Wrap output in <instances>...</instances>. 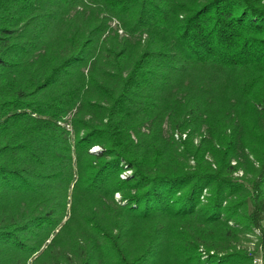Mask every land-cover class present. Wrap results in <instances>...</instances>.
<instances>
[{"label": "trees", "instance_id": "1", "mask_svg": "<svg viewBox=\"0 0 264 264\" xmlns=\"http://www.w3.org/2000/svg\"><path fill=\"white\" fill-rule=\"evenodd\" d=\"M263 220L264 0H0V264H264Z\"/></svg>", "mask_w": 264, "mask_h": 264}, {"label": "rangeland", "instance_id": "2", "mask_svg": "<svg viewBox=\"0 0 264 264\" xmlns=\"http://www.w3.org/2000/svg\"><path fill=\"white\" fill-rule=\"evenodd\" d=\"M115 22H112L111 23V26L112 27H114L115 26ZM204 121H206V119H203ZM67 127V129L70 131V133H71V136H73V133H72V128H71V126L70 125H67L66 126ZM173 133V134H172ZM172 133L170 132V130H169V127H168V124L167 123H165L164 125H163V134L165 135V137H167V138H169L171 135V137L176 141V140H178L179 138H180V140H183V139H185V137H186V132H183V133H181L180 134V132H178V131H172ZM200 133L202 134V136H204V137H206L207 136V134H206V125L203 123L201 126H200ZM175 135H177V138L175 137ZM184 135V136H183ZM197 140H198V138H196L195 140H194V143H197ZM100 148L98 147V146H92V149H90V151H97V150H99ZM232 161H231V164H235L236 163V161L234 160V159H231ZM241 160H243L242 158H241ZM127 175V174H129V171H124L121 175H120V177H124V175ZM242 172L241 171H237V172H235L234 174H233V177L238 181V182H243L244 183V181H243V179H242ZM122 177V178H123ZM244 185L245 186H247V184L246 183H244ZM205 193V192H204ZM114 198L115 199H118L119 198V194L118 193H116L115 195H114ZM262 225H263V227H264V220H263V222H262ZM258 242V239H257V237H256V239H255V237H254V235H249V241H244V248L246 249V251H247V253L250 255V257H251V261H252V264H263V257H262V251H261V249H260V245H257L256 243ZM255 260V263L253 262Z\"/></svg>", "mask_w": 264, "mask_h": 264}, {"label": "built area", "instance_id": "3", "mask_svg": "<svg viewBox=\"0 0 264 264\" xmlns=\"http://www.w3.org/2000/svg\"><path fill=\"white\" fill-rule=\"evenodd\" d=\"M184 136V135H183ZM175 137L177 138V135H175ZM92 149V148H91ZM123 177V176H122ZM255 263V260L253 261Z\"/></svg>", "mask_w": 264, "mask_h": 264}]
</instances>
